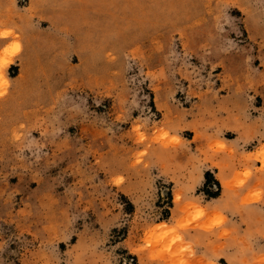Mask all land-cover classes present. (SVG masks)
I'll list each match as a JSON object with an SVG mask.
<instances>
[{
    "label": "rangeland",
    "instance_id": "374dc122",
    "mask_svg": "<svg viewBox=\"0 0 264 264\" xmlns=\"http://www.w3.org/2000/svg\"><path fill=\"white\" fill-rule=\"evenodd\" d=\"M48 6L0 0V264H264V0Z\"/></svg>",
    "mask_w": 264,
    "mask_h": 264
},
{
    "label": "crops",
    "instance_id": "0c3cea01",
    "mask_svg": "<svg viewBox=\"0 0 264 264\" xmlns=\"http://www.w3.org/2000/svg\"><path fill=\"white\" fill-rule=\"evenodd\" d=\"M49 1V6L47 11H45L42 16L45 18L46 21H48L51 25H49V29L46 30H39L38 29V33H36V37H34V39H41L44 40V38L42 37V35H45L43 33H49V36H51V39H55V40H60L61 38H66V37H70L71 39H75L76 43L78 44L79 39L81 37V34L77 31H73L70 30L67 23H68V16L63 12L66 9H69L70 11H79L82 7L83 4V0H48ZM92 4L93 3H97L99 2V0H91ZM110 1V0H109ZM67 11V10H66ZM112 14V12L108 11L107 15L110 16ZM45 31V32H44ZM42 34V35H41ZM30 42V40H29ZM52 43V42H51ZM30 44V43H29ZM28 46V45H27ZM26 46V47H27ZM27 50H29V48L27 47V49L23 48L19 54V57L21 60H26L28 57H30V55L32 56V52H27ZM35 60H37L38 56H33ZM251 130H252V142L255 143L254 145V151L255 152L257 149H259L261 146L264 145V114H258L257 116H253L252 120H251ZM248 127V126H246ZM240 137L241 134L236 135V137L234 138V141L236 144H238L239 146H241V141H240ZM248 142H243V145H245ZM245 167H251V170L253 172L252 174V178H253V182H262L264 184V167H262L261 162L253 160L251 162V164H248ZM220 170L222 172V169L220 167ZM204 182H205V176L204 178ZM262 189H263V194L261 197V201L257 202V203H252L251 206V211L254 212L253 214L257 216L256 219L262 218L264 220V185H262ZM237 216L240 220H244L245 225H239L242 231L247 232L248 230H250V228H254L255 226H257V222L254 221V219H251L249 221V219H247V215H248V210L247 209H242L239 210L237 213ZM242 222V221H241ZM228 224V223H227ZM250 226V227H248ZM223 230V226L220 227L217 232H221ZM264 228L260 231L263 232ZM254 235V234H253ZM264 235V234H263ZM256 238V248L259 249H255L257 251H255L256 253L258 252V254H262L264 253V237L259 238V237H255ZM260 240V241H259ZM226 239L225 238H221L220 239V243L219 246L220 247H224L223 249H226V245L225 242ZM218 245V243H216ZM214 245L215 247L217 245ZM227 250V249H226ZM201 252V251H200ZM198 252V253H200Z\"/></svg>",
    "mask_w": 264,
    "mask_h": 264
},
{
    "label": "trees",
    "instance_id": "16d2710c",
    "mask_svg": "<svg viewBox=\"0 0 264 264\" xmlns=\"http://www.w3.org/2000/svg\"><path fill=\"white\" fill-rule=\"evenodd\" d=\"M205 178H206L207 182H209V180L211 179V174L209 172H207L205 174Z\"/></svg>",
    "mask_w": 264,
    "mask_h": 264
},
{
    "label": "snow or ice",
    "instance_id": "6c2138e0",
    "mask_svg": "<svg viewBox=\"0 0 264 264\" xmlns=\"http://www.w3.org/2000/svg\"><path fill=\"white\" fill-rule=\"evenodd\" d=\"M3 35H8V33H3ZM12 48L13 50H18L19 45H13Z\"/></svg>",
    "mask_w": 264,
    "mask_h": 264
}]
</instances>
